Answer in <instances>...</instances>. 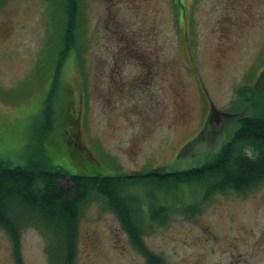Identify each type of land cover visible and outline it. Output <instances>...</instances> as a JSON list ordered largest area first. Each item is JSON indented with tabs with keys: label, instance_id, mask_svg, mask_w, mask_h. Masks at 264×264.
<instances>
[{
	"label": "rangeland",
	"instance_id": "obj_1",
	"mask_svg": "<svg viewBox=\"0 0 264 264\" xmlns=\"http://www.w3.org/2000/svg\"><path fill=\"white\" fill-rule=\"evenodd\" d=\"M62 1L0 0V158L7 164L42 150L69 174L188 169L231 135L230 118L209 121L214 107L229 110L242 85L264 93V0H80V52L71 49L60 64ZM52 90L56 120L41 143ZM76 147L95 158L80 162L69 154ZM203 186L159 196L171 209L190 206ZM142 191L147 199L150 190ZM8 209L33 220L20 227L24 264H50L34 213L17 201ZM145 231L165 264H264V184L216 194L195 216L175 211ZM77 250L75 264H146L96 196L82 208ZM13 252L0 226V264H16Z\"/></svg>",
	"mask_w": 264,
	"mask_h": 264
},
{
	"label": "trees",
	"instance_id": "obj_2",
	"mask_svg": "<svg viewBox=\"0 0 264 264\" xmlns=\"http://www.w3.org/2000/svg\"><path fill=\"white\" fill-rule=\"evenodd\" d=\"M61 8L64 26L57 49L60 64L71 49L80 52V0H63ZM53 97L52 90L41 113L46 121L36 135L41 143L56 120ZM213 110L209 121L230 118L225 133L231 135L203 163L184 170L154 168L147 172L69 174L53 165L42 150L31 152L25 164L11 165L0 158V226L12 239L16 264H24L20 227L28 221L32 224L33 220L11 217L8 207L12 201L31 210L32 218L40 221L38 226H42L48 240L50 264H75L82 208L94 196L116 214L132 245L145 256L146 264H165L163 257L146 245V228L165 224L179 210L187 217L195 216L201 204L216 194H246L264 184V93L255 85H242L236 89V100L229 110ZM69 154L79 157L82 163L95 158L83 154L78 147L69 149ZM67 180L68 188L64 185ZM183 185H205L201 199L194 205L182 206V202L171 209L169 202L159 196V190L170 194ZM143 188L150 190L147 199L143 197Z\"/></svg>",
	"mask_w": 264,
	"mask_h": 264
},
{
	"label": "flooded vegetation",
	"instance_id": "obj_3",
	"mask_svg": "<svg viewBox=\"0 0 264 264\" xmlns=\"http://www.w3.org/2000/svg\"><path fill=\"white\" fill-rule=\"evenodd\" d=\"M237 260H238V259H237ZM237 260L234 261L235 263H232V264H236V263H237V264H240V263H243V260H242V259H241L240 261H237ZM246 264H248V263H246Z\"/></svg>",
	"mask_w": 264,
	"mask_h": 264
}]
</instances>
